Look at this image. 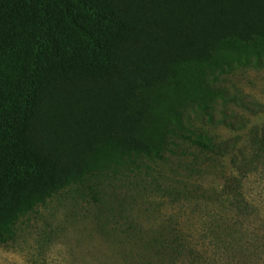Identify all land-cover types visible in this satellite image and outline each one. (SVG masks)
<instances>
[{"label":"trees","instance_id":"trees-1","mask_svg":"<svg viewBox=\"0 0 264 264\" xmlns=\"http://www.w3.org/2000/svg\"><path fill=\"white\" fill-rule=\"evenodd\" d=\"M258 67L264 0H0V244L66 190L99 203L95 180L145 158L225 155L189 112L213 122L235 100L219 78ZM251 149L240 186L264 169V138Z\"/></svg>","mask_w":264,"mask_h":264},{"label":"rangeland","instance_id":"rangeland-1","mask_svg":"<svg viewBox=\"0 0 264 264\" xmlns=\"http://www.w3.org/2000/svg\"><path fill=\"white\" fill-rule=\"evenodd\" d=\"M217 86L235 100L213 122L189 112V124L225 155L186 144L145 158L129 178L95 180L99 203L66 190L21 218L0 264H264V169L238 183L253 137L264 138V67Z\"/></svg>","mask_w":264,"mask_h":264}]
</instances>
